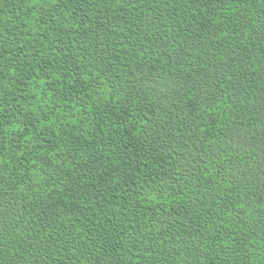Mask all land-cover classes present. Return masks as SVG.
I'll return each instance as SVG.
<instances>
[{
    "label": "trees",
    "instance_id": "trees-1",
    "mask_svg": "<svg viewBox=\"0 0 264 264\" xmlns=\"http://www.w3.org/2000/svg\"><path fill=\"white\" fill-rule=\"evenodd\" d=\"M0 264H264V0H0Z\"/></svg>",
    "mask_w": 264,
    "mask_h": 264
}]
</instances>
